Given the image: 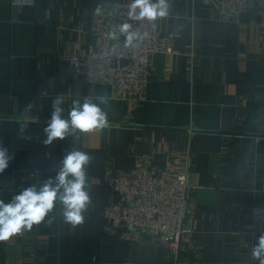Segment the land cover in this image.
Listing matches in <instances>:
<instances>
[{"label": "crops", "instance_id": "crops-1", "mask_svg": "<svg viewBox=\"0 0 264 264\" xmlns=\"http://www.w3.org/2000/svg\"><path fill=\"white\" fill-rule=\"evenodd\" d=\"M123 1L0 0V145L13 157L0 173V200L54 180L70 151L92 157L83 222L66 221L57 198L40 224L0 240V264L259 263L251 250L264 233L251 232V208L264 203V0H250L237 16L210 0H165L157 27L172 51L152 57L147 98L138 105L107 83L81 80L70 66L93 39L92 13ZM57 96L63 118L73 101L90 98L106 126L45 146ZM144 168L186 175L193 232L176 255L145 230L122 237L102 214L119 200L105 180Z\"/></svg>", "mask_w": 264, "mask_h": 264}, {"label": "built area", "instance_id": "built-area-1", "mask_svg": "<svg viewBox=\"0 0 264 264\" xmlns=\"http://www.w3.org/2000/svg\"><path fill=\"white\" fill-rule=\"evenodd\" d=\"M222 13L237 16L252 8L250 0H210ZM34 0H14L15 4H30ZM133 0L117 3L106 12L91 16L92 41L84 55L70 57V66L83 81L103 82L111 86L116 97L138 105L146 98L152 75V57L162 51H172L160 41L157 16L154 20L130 16ZM139 9H137V13ZM264 36V7L260 8ZM129 24L134 39L128 42L120 26ZM117 192L118 201L106 205L104 218L120 235L129 238L133 230L165 239L167 248L176 255L182 239L193 232L186 222V175L164 169H138L132 173L113 174L105 180ZM251 232L264 233V203L251 208ZM259 264V263H253Z\"/></svg>", "mask_w": 264, "mask_h": 264}, {"label": "clouds", "instance_id": "clouds-1", "mask_svg": "<svg viewBox=\"0 0 264 264\" xmlns=\"http://www.w3.org/2000/svg\"><path fill=\"white\" fill-rule=\"evenodd\" d=\"M166 8L165 0H158V3H153L152 0H133L129 15L151 21L158 15L164 16ZM137 9H139L138 13ZM130 27L129 24H123L119 29L121 33L127 34L129 43L134 39V33L129 31ZM98 99L101 103L106 102L105 97ZM63 103V96H57L52 102L51 118L43 130L46 135V139L43 140L45 146L51 145L56 139L63 140L66 136L74 135L77 131L88 132L106 126V114L90 98H86L83 103L78 100L73 101L67 119L62 116ZM31 107L32 105H28L27 110ZM11 159L13 157L9 155L8 150L0 145V173L8 168ZM91 160L92 157L86 152L70 151L63 157L54 180L49 178L39 189L35 185L26 187L8 203L0 200V240L18 234L24 228L30 230L33 224H40L53 210L57 198L65 206L66 221L73 224L82 223V211L86 210L90 202L86 187L87 166ZM251 255L253 259L259 261V264H264V234L259 236L257 244L251 250Z\"/></svg>", "mask_w": 264, "mask_h": 264}]
</instances>
